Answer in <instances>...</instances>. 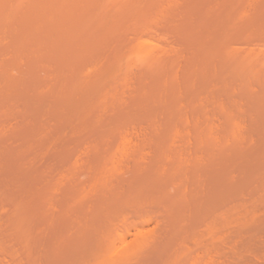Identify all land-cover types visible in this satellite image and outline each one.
<instances>
[{"label":"rangeland","instance_id":"obj_1","mask_svg":"<svg viewBox=\"0 0 264 264\" xmlns=\"http://www.w3.org/2000/svg\"><path fill=\"white\" fill-rule=\"evenodd\" d=\"M110 1L0 0V264H264V0Z\"/></svg>","mask_w":264,"mask_h":264},{"label":"bare ground","instance_id":"obj_2","mask_svg":"<svg viewBox=\"0 0 264 264\" xmlns=\"http://www.w3.org/2000/svg\"><path fill=\"white\" fill-rule=\"evenodd\" d=\"M110 2L112 3V0H111ZM111 3H110V5H111ZM157 45H158V44L155 43V41H153L151 38H144V39H141L140 41H138V42L135 44V46H134L133 48H130V49H129L130 51H128V53L126 52L127 54L125 53V54L122 55V57H123L124 55H125V56H124L123 58L121 57V59H122V60L120 59L121 62H120V61L117 62V63H118V64L116 65L117 67H115V69H114L115 71L111 68L113 71L111 70L112 73L110 72V73H111L110 75H111V76H112V75L115 76L116 73L119 72L117 75H119V74H120V75H119V76H116V77H117V78H120L122 74H125L126 72L130 73V72H129V69H130L129 67H132V66L134 67L135 65H139V64L141 65V64H143V62H144L146 59H147V60L149 59V56L152 54L153 49H155L156 47L159 46V45H158V46H157ZM150 58H151V57H150ZM119 63H120V64H119ZM261 63H262V62H261ZM254 65H256V64H254ZM254 65H253V66H254ZM261 65H262V64H261ZM114 66H115V65H114ZM257 66H258V65H257ZM258 68H259V66H258ZM254 69H255V70H254ZM254 69H253L252 71H256V68H255V67H254ZM116 70H117V72H116ZM257 70H258V69H257ZM124 71H125V72H124ZM130 71H131V69H130ZM113 72H114V73H113ZM120 72H123V73L121 74ZM108 75H109V74H108ZM114 76H113V77H114ZM103 77H104V76H103ZM103 77H102V78H103ZM123 77H124V76H123ZM123 77H122V78H123ZM102 78H101V80H102ZM125 78H126V76H125ZM125 78H124V79H121V82H122L123 80H125ZM99 79H100V78L95 79L96 82H97ZM104 80H105V79H104ZM119 81H120V80H119ZM93 82H94L95 84H97V83H98V84L95 86V84H94ZM93 82H92V84H90V82H89V84L92 85V86L94 85V86H95V87L93 86L94 88H93L92 86H91V87H92V88H91V87H89L88 85H84V86H88V88H90L89 90L94 89L93 91H96V92H94L95 95H94V93H93V96H92L91 98L89 97L90 100H88V101H89L88 106L86 105L87 108L85 107V108H86L85 110L82 109L84 112H81V114H82V113H87V114H88L89 112H90V113H91V111L94 112L95 110H97V109L99 110V109L102 108V107H103V110H104V107H105L104 105H105V103H106L107 101H109V98H110L111 94L113 93L114 89H116V88H115V86H116V85H115V83H116L115 78H112V79L109 80V81H106V80H105L104 82H103V80H102V82H101V81H98L97 83L93 80ZM121 82H120V83H121ZM78 83H79V82H78ZM79 84H80V86L82 85L81 83H79ZM86 84H88V83H86ZM76 85H78V84H76ZM117 85H118V84H117ZM70 86H72V85H70ZM73 86H74V85H73ZM82 86H83V85H82ZM82 86H81V87H82ZM76 87H77V86H76ZM119 87H120V85L117 87L118 90H119ZM2 88H3V87H2ZM66 88H68V87H66ZM88 88H87V89H88ZM76 89H79V87H77ZM85 89H86V87H85ZM64 90H66V89H64ZM64 90H62V91H64ZM67 90H69V89H67ZM71 90H72V89H71ZM71 90H69V91L71 92ZM80 90H81V89H80ZM83 90H84V89H83ZM0 91H1V90H0ZM2 91H3V90H2ZM2 91H1V92H2ZM74 91H75V88H74ZM78 91H79V90H78ZM1 92H0V93H1ZM58 92H59V90H58ZM65 92L70 94V92H67V91H65ZM114 92H116V90H115ZM59 93L61 94V96L63 95L62 92H59ZM59 93H58V94H59ZM66 93H65V94H66ZM71 93H72V92H71ZM76 93H77V92H76ZM76 93H73V96H74V94H76ZM1 94H2V93H1ZM1 94H0V95H1ZM65 94H64V96H65V99H66V95H67V94H66V95H65ZM70 95H71V94H70ZM82 95H83V94H82ZM84 95H86V94H84ZM89 95H90V94H89ZM115 95H116V94H115ZM58 96H60V95H58ZM67 96H68V95H67ZM87 96H88V95H86V97H87ZM81 97H82V96H81ZM114 97H115V96H114ZM114 97H113V98H114ZM71 98H72V97H71ZM83 98H85V97L83 96ZM83 98H82V99H83ZM113 98H112V99H113ZM115 98H116V97H115ZM60 99H61V98H60ZM85 99H86V98H85ZM67 100H68V99H67ZM67 100L64 101V102H67ZM61 101H63V100H61ZM70 101H71V99H70ZM64 102H63V103H64ZM47 103H48V101H47ZM84 103L86 104V102H84ZM84 103H83V104H84ZM113 103H114V102H113ZM40 104H42V103H40ZM49 104H50V102H49ZM49 104H48V106H49ZM64 104H65V103H64ZM110 104H111V103H110ZM106 105H108V104L106 103ZM113 105H114V104H113ZM40 106H41V105H40ZM50 106H51V104H50ZM50 106H49V107H50ZM78 106H79V105H78ZM82 106H83V105H82ZM42 107H43V109H45V108H44V107H45V104L42 105ZM42 107H41V109H42ZM49 107H47V108H49ZM75 107H76V109H77V106H75ZM80 107H81V106H80ZM73 108H74V106H73ZM81 108H83V107H81ZM107 108H108V107H107ZM49 109H51V107H50ZM70 109H71V108H70ZM46 110H47V109H46ZM46 110H45V112H46ZM52 110H53V109H52ZM82 110L79 109V113H75L76 116L74 117V119H73V116H74V115L72 114L73 116L71 117L70 120H72L73 124H75L73 128H76V123H74L75 121H76L77 123H80L79 121L82 120L83 117H81V119H80L79 121H77L78 118H79L80 111H82ZM101 110H102V109H101ZM101 110H100V112L98 111V112H99V115H100V113H101ZM103 110H102V112H105V111H103ZM105 110H106V108H105ZM69 111H70V110H69ZM85 111H87V112H85ZM43 112H44V111H43ZM74 112H76V110H75ZM71 113H72V110H71ZM96 113H97V112H95V114H96ZM77 114H78V115H77ZM70 115H71V114H70ZM97 115H98V114H97ZM97 115H95L96 118H98ZM88 116H89V114H88ZM102 116H103V115H102ZM102 116H101V117H102ZM68 117H69V115H68ZM76 117H77V119H76ZM84 117H85V115H84ZM86 117H87V116H86ZM92 117H93V115L91 116V114H90V116H89V120H90V121H92V120H91ZM69 118H70V117H69ZM87 118H88V117H87ZM96 118L94 117V120H95ZM99 118H100V117H99ZM75 119H76V120H75ZM83 119H84V118H83ZM100 119H101V118H100ZM70 120L67 119V121H69V124L71 123ZM96 120H97V119H96ZM97 122H98V121H97ZM66 123H67V122H66ZM81 123H82V122H81ZM98 123H99V122H98ZM82 124H84V122H83ZM92 124H96V121H95V122L93 121ZM66 125H68V123H67ZM66 125H65V126H66ZM68 126H69V125H68ZM70 126H72V124H71ZM77 126L79 127L78 124H77ZM42 127H43V126H42ZM78 127H77V129H78ZM65 128H66V127H65ZM70 128H71V127H70ZM73 128H72V129H73ZM41 129H42V128H41ZM61 129H62V128H61ZM72 129H70V130H72ZM67 130H68V128H67ZM41 131H43V130H41ZM64 131H65V130H64ZM74 131H75V129H74ZM65 132H67V131H65ZM68 133H69V132H68ZM68 133H67V134H68ZM70 133L73 134V130L70 131ZM70 133H69V134H70ZM62 134H63V132H62ZM58 135H61V133L59 132ZM70 135H71V134H70ZM62 136H63V135H62ZM68 136H69V135H68ZM63 137H64V136H63ZM61 138H62V137H61ZM61 138H60V139H61ZM66 138H67V137H66ZM63 139H65V138H63ZM4 152H5V151H4ZM8 153H10V157H9V159H10V158L12 157V156H11V152L8 151ZM13 155H14V154H13ZM8 156H9V155H8ZM20 156H21V155H20ZM0 157H1V156H0ZM1 158H2V157H1ZM17 158H18V156H17ZM2 159H3V158H2ZM2 159H1V160H2ZM13 159H14V158H13ZM13 159H12V160H13ZM15 160H16V158H15ZM25 160H26V159H25ZM29 160H30V159H29ZM4 161H5V160H4ZM20 161L22 162L23 159L20 160ZM9 162H10V160H9ZM25 162H26V161H25ZM31 162H33V160H31ZM0 163H1V162H0ZM33 163H34V162H33ZM3 165H4V164H3ZM23 165H24V164H23ZM27 165H28V164H27ZM29 165H30V163H29ZM0 166H1V165H0ZM25 166H26V165H25ZM32 166H33V165H31V168H32ZM1 167H2V166H1ZM1 167H0V170H2L4 166H3L2 168H1ZM5 167H7V166L5 165ZM10 167H13V166L10 165ZM22 169H23V168H22ZM3 170H5V169H3ZM10 170H11L10 173H12V172H13L12 168H10ZM10 170H9V171H10ZM25 171H26V170H25ZM23 172H24V171H23ZM8 173H9V172H8ZM10 173H9V174H10ZM9 174H7V175H9ZM13 174H14V173H13ZM24 174H25V173H24ZM5 175H6V174H4L3 177H2L3 179H5V177H4ZM25 176H26V175H25ZM6 177H7V176H6ZM8 177H9V176H8ZM13 177H14V176H13ZM13 177L11 176L10 178H13ZM15 178H16V177H15ZM15 178H14V179H15ZM3 179H2V180H3ZM5 181H6V180H5ZM11 181H12V180H11ZM11 181H10V182H11ZM13 181H14V180H13ZM15 181H16V180H15ZM15 181H14V182H15ZM8 184H9V183H8ZM8 184H7V185H8ZM17 184H19V183L17 182L15 185H17ZM9 186H10V185H9ZM18 186H19V185H18ZM22 186H23V185H21V187H22ZM12 187H13V186H12ZM16 188H17V187H16ZM0 189H1V188H0ZM11 189H12V188H11ZM7 190H8V188H7ZM14 190H15L16 192L18 191L17 189H14ZM9 191H11L10 188H9ZM15 191H13V192L15 193ZM13 192H10V193H12V195H14ZM3 193H4V192H3ZM3 193H2V194H3ZM12 195H11V196H12ZM16 195H17V193H16ZM1 196H2V195H1ZM3 196H4V195H3ZM17 196H18V195H17ZM6 197H7V196H6ZM6 197H5V198L2 197V199H0V200H2V201L4 202V200L6 199ZM12 197H13V196H12ZM8 198H9V199H8ZM8 198H7V199L9 200V202H10V200H13V198H12V199H11L10 197H8ZM15 198H16V200H15ZM15 198H14V201H15V202H14V201H11V203L13 202L14 204H15V203L18 204L19 201H17V200H18L19 198H18V199H17V197H15ZM3 199H4V200H3ZM8 200H6V201H8ZM20 200H22V198H21ZM2 201H1V202H2ZM16 201H17V202H16ZM13 203H12V204H13ZM20 203H22V202L20 201ZM20 203H19V204H20ZM224 215H225V214H224ZM227 215H228V214H226L225 216H227ZM221 216H222V215H221ZM221 216H220V217H221ZM225 216H222V218L224 219L223 221H225V219H226ZM235 218H236V217H235ZM215 220H217V221L215 222L216 224L214 225V226H215L214 228H217L218 225L220 224V223L218 224V220L220 221V218L217 217V219L215 218ZM215 220L213 219V222H214ZM234 220H236V221H234ZM234 220H232V221H234V223H235V222H237L238 219H234ZM239 220H240V219H239ZM221 221H222V220H221ZM240 221H241V220H240ZM213 222H212L209 226L213 225ZM223 223H224V222H223ZM225 224H226V222L224 223V225H225ZM224 225H223V226H224ZM219 226H221V224H220ZM223 226H222V228L224 229ZM212 228H213V227H212ZM220 228H221V227H220ZM220 228H219V230H220ZM222 228H221V229H222ZM211 230H212V229H211ZM214 230H215V229H214Z\"/></svg>","mask_w":264,"mask_h":264}]
</instances>
